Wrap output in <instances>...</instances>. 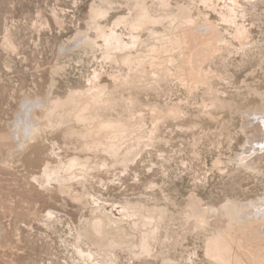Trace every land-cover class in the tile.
<instances>
[{
    "label": "rangeland",
    "instance_id": "rangeland-1",
    "mask_svg": "<svg viewBox=\"0 0 264 264\" xmlns=\"http://www.w3.org/2000/svg\"><path fill=\"white\" fill-rule=\"evenodd\" d=\"M102 1L0 0V264H84L75 246L78 231L86 218L92 216L91 199L86 198L87 202L79 197L84 193L117 203L144 202L151 206L159 203L175 216H180L193 193L204 203L216 206L230 197L250 203L264 196V146L257 144L264 140V132L256 128V116L245 112L256 105L264 107V0L244 1L246 17L237 19L251 33L246 40L247 51H239L241 42L233 39L234 45L214 63L217 71L226 74L225 80L216 79L215 84L223 92L221 95L233 101L234 109L201 117L198 122L212 129L207 135L199 127H190L196 121L197 112L189 108L192 114L163 124L161 140L155 146L143 147L146 151L142 149L140 155L126 164L122 159L115 163L106 154L85 150L84 139L77 135L82 126L71 120L70 106L61 105L76 93L83 95L92 91L98 72L102 74L100 82L113 90L110 98L120 103V110L123 96L146 101L159 99L154 90L132 92L119 87L112 73L120 66L106 59L100 46L93 48L84 43L87 35H96L90 22L93 8ZM171 1L191 3L190 0ZM226 2L214 0L218 9L225 7ZM195 6L202 11V17L209 13L208 16L219 21L222 30L232 38L236 23L222 22L213 8L198 3ZM127 11L125 5L116 4L100 23L110 25ZM177 96L182 98L183 90L171 97ZM57 102L60 103L57 105ZM94 110L105 115L112 113L101 105ZM26 115L40 123V130L34 132L21 123ZM50 119L55 122L49 123ZM59 120L61 123H56ZM241 127L251 135L240 131ZM222 131L225 133L221 134ZM251 138L259 149L256 156L262 155L258 158L252 154L258 158L256 168L235 166L219 171L214 167L217 158L230 165V159ZM73 154L90 156L91 164L97 163V166L89 169L84 179L75 178L71 182L72 192H66L58 182L49 183L45 179V167L48 162L57 164ZM103 158L110 162L108 167L100 166ZM49 211L54 215L50 217ZM172 230L181 231V228L176 224ZM87 242L82 243L86 249L91 245ZM201 245L202 240L195 232L188 233L181 246L166 245L164 255L133 259L129 252L119 250L117 261L94 264H164V256L180 261L177 264H211L204 258ZM196 250L200 256L190 258Z\"/></svg>",
    "mask_w": 264,
    "mask_h": 264
},
{
    "label": "bare ground",
    "instance_id": "bare-ground-1",
    "mask_svg": "<svg viewBox=\"0 0 264 264\" xmlns=\"http://www.w3.org/2000/svg\"><path fill=\"white\" fill-rule=\"evenodd\" d=\"M190 1L191 3L187 4L173 3L171 0H103L99 5H95L92 11L93 21L90 23H93L91 27L96 35H87L84 43L93 48L100 46L104 50V57L120 66L112 73L119 87L130 89L132 92L134 89L154 90L159 99L146 101L123 96L120 100L124 104L120 110V103L110 98L113 90L100 82L102 74L98 72L94 77L92 91L83 95L76 93L69 101L61 104L70 106L68 114H72L71 120L74 119L82 126L77 135L84 139L85 150L106 154L115 163L122 159V163L126 164L146 149L143 147L155 146L156 142L161 140L163 124L192 114L189 108L198 113L194 114L196 121L190 123V127H199L207 135L212 129L198 122L201 117L213 115L222 109H234L233 101L221 95L223 92L215 84L216 79L225 80L226 74L217 71L214 63L219 56L224 57V53L234 45L233 39L241 42L239 51L246 52L249 48V42L246 43L251 37L249 28L244 23H238L237 19L246 14L244 1L252 3L254 0H227L225 7L220 9L216 8L214 0ZM197 3L217 11L222 22L236 23L232 38L229 39L219 21L216 22L208 16L209 13L203 14L202 17V11L195 8ZM116 4L125 5L127 13L117 16L110 25L101 24L100 20L106 18ZM99 38L104 40L103 43L99 42ZM182 90V98L177 96L172 99L171 96L178 95ZM82 96L85 98H81ZM260 102L262 104L263 101ZM59 103L57 102V105ZM97 105L112 113L105 115L101 111H95ZM256 106L245 112L256 116V128L264 132V107L261 109V106ZM50 120L49 123L55 122ZM62 120L65 122V119ZM23 121L21 123L34 132L41 128L40 123L34 122L31 115L24 116ZM49 123H46V126ZM56 123L60 124L61 121ZM181 123L184 124L183 121ZM241 128L240 131L247 136L251 135L248 129ZM224 133L222 131L221 134ZM129 138H132V141L129 142ZM254 142L253 138L244 142L242 150L237 151L236 156L230 159V165L217 158L213 163L214 167L219 171L235 166L238 169L256 168L257 160L262 155H257L258 158L255 159V153L259 149L254 146ZM257 144L264 146V140ZM196 154L199 155L200 152L196 151ZM252 154L256 157H252ZM81 155H74L57 164L48 162L45 167V179L48 182H58L66 192L71 191V182L75 178L84 179L89 169L97 166V163L91 164L90 156L83 158ZM109 163L103 158L100 166L108 167ZM79 197L89 198L92 203V216L86 218L84 226L80 225L82 228L78 231L75 245L76 252L84 264L115 262L119 250L129 252L133 259L164 255L166 245L181 246L185 235L194 232L202 240L204 258L211 264H264V196H261L260 200L253 199L250 203L230 197L216 206L204 203L200 196L193 193L188 205L186 204L187 207L180 211V216L170 213L167 206L159 203L153 206L144 202L117 203L90 192ZM49 215L51 217L54 213L49 211ZM176 224L181 231L172 230ZM85 240L91 244L87 249L82 246ZM200 254L196 250L189 257H199ZM164 262L180 263L166 256Z\"/></svg>",
    "mask_w": 264,
    "mask_h": 264
}]
</instances>
